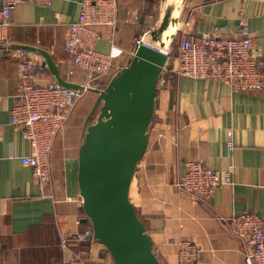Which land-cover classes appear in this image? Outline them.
<instances>
[{"label":"crops","instance_id":"1","mask_svg":"<svg viewBox=\"0 0 264 264\" xmlns=\"http://www.w3.org/2000/svg\"><path fill=\"white\" fill-rule=\"evenodd\" d=\"M81 2L53 0L44 6L24 1L12 10L8 33L11 43L48 50L65 79L85 84L87 72L76 68L69 73L71 60L65 50L67 25L78 19ZM161 6V0H119L118 25L114 30L99 28L97 49L108 53L115 44L123 52L99 86L105 87L129 65L136 40L159 19ZM242 16L248 18L257 51L264 57V0H186L174 47L182 37L202 32L220 29L226 36L234 35ZM30 53L41 62L39 53ZM52 81L45 68L38 82ZM18 82L14 53L0 49V264H62L70 258L63 239H71L72 232L87 226L77 223L86 216L78 180L79 150L96 100L76 106L55 141L51 180L42 186L32 167L23 164L29 145L11 124ZM191 161L218 172L231 168L234 185L196 199L176 186ZM130 199L163 264H177L178 244L184 239L200 248L196 264H247L248 247L227 219L243 212L264 219V92L235 91L218 80L162 73L148 147L136 167ZM83 246L92 264H115L101 243Z\"/></svg>","mask_w":264,"mask_h":264},{"label":"built area","instance_id":"2","mask_svg":"<svg viewBox=\"0 0 264 264\" xmlns=\"http://www.w3.org/2000/svg\"><path fill=\"white\" fill-rule=\"evenodd\" d=\"M0 43L10 42L9 28L12 10L24 1L49 6L53 0H1ZM119 21V0H82L77 20L68 23L65 50L70 56V74L76 68L87 72L88 81L80 91L58 85L55 81L39 83L43 70L41 62L25 49H11L17 59L19 82L18 101L12 109L11 124L29 145V153L22 156L23 164L32 167L39 183L51 180V154L57 137L67 127L79 99L90 87H98L100 80L111 75L115 59L123 52L112 44L108 53L97 49L100 27L115 29ZM143 37L136 40V48ZM246 16L241 17L237 32L226 36L220 29L182 37L169 55L162 73L206 80H218L235 91L264 92V57L257 51ZM10 50V49H8ZM136 51V50H135ZM135 51L133 55H135ZM161 77V76H160ZM161 82H165L161 79ZM99 88V87H98ZM233 170L215 171L203 163L191 161L176 182L179 189L198 200L208 198L218 187L234 185ZM83 218H78L81 224ZM230 221L233 232L246 246L247 264H264V219L253 212L236 214ZM94 230L90 223L72 232L71 239H63V249L70 258L62 264H92L85 244L93 243ZM200 248L190 239L181 240L177 250V264H196Z\"/></svg>","mask_w":264,"mask_h":264},{"label":"water","instance_id":"3","mask_svg":"<svg viewBox=\"0 0 264 264\" xmlns=\"http://www.w3.org/2000/svg\"><path fill=\"white\" fill-rule=\"evenodd\" d=\"M161 14L143 36L131 62L97 92L84 126L79 150L80 195L94 239L115 264H163L154 242L130 199L136 167L144 156L162 71L174 47L186 0H161ZM174 30L165 36L169 30ZM25 49L42 56L54 81L76 91L83 84L65 79L48 50L38 46L0 43V49Z\"/></svg>","mask_w":264,"mask_h":264},{"label":"rangeland","instance_id":"4","mask_svg":"<svg viewBox=\"0 0 264 264\" xmlns=\"http://www.w3.org/2000/svg\"><path fill=\"white\" fill-rule=\"evenodd\" d=\"M99 88L101 87V88H103L104 86H103V84H101L100 86H98ZM97 95L93 92V91H86L85 93H84V95L79 99V101H78V103H77V105L79 104V103H81V102H84L85 104H86V106L87 105H91V103H93L95 100H96V97ZM76 105V106H77ZM193 241V240H192Z\"/></svg>","mask_w":264,"mask_h":264},{"label":"bare ground","instance_id":"5","mask_svg":"<svg viewBox=\"0 0 264 264\" xmlns=\"http://www.w3.org/2000/svg\"><path fill=\"white\" fill-rule=\"evenodd\" d=\"M174 30V28H172V30H169V31H167L166 33H165V36H168V35H170L171 34V32Z\"/></svg>","mask_w":264,"mask_h":264}]
</instances>
